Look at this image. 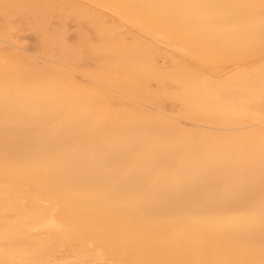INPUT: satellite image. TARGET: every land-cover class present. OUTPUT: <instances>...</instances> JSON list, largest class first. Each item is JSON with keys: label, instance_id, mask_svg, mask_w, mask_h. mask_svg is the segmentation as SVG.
Instances as JSON below:
<instances>
[{"label": "bare ground", "instance_id": "1", "mask_svg": "<svg viewBox=\"0 0 264 264\" xmlns=\"http://www.w3.org/2000/svg\"><path fill=\"white\" fill-rule=\"evenodd\" d=\"M227 2L231 0H172V5L193 6L172 8L178 19L187 22L180 19L176 25L171 19V24L172 9L157 7L163 11L160 14L156 8L155 21L160 17L161 23L150 32L143 28L150 25L146 20L132 19V26L150 33L161 51L199 59L204 44L219 54L215 65L211 61L217 71L184 81L189 94L199 99L189 102L193 115L216 125L218 132L190 133L162 110L119 105L117 97L103 89L86 91L75 72L70 79L50 75L59 64L54 55L31 53L16 43H11V52L0 46V116L6 101L21 114L7 134L0 127V216L6 219V210L19 214L11 225L14 236L8 233L16 245L8 250L0 246V261L32 260L23 241L35 231L46 234L38 260L53 259L56 264H76L88 249L105 255L109 248L116 256H131L130 264H260L261 256L254 251L260 249L259 227L249 240L246 228L228 222L245 210L243 205L231 195L219 199L199 195L209 183L239 185L255 177L258 185L261 169L264 129L237 115L245 102L258 108L264 85V67H245L249 59L264 54L258 38L259 10L226 21L221 9L194 7ZM0 3L36 12L40 5L37 0ZM79 5L101 27L106 18L115 20L105 32L108 36L130 24L132 16L118 0H80ZM36 12L31 13L37 18ZM250 25H255V37L245 32ZM196 38L203 44L193 43ZM57 39L47 42L72 50L65 39ZM133 56L140 73L161 75L144 49L134 50ZM231 64L239 65L232 77L222 70ZM258 71L261 78L247 91L244 83ZM245 91L252 97L238 100ZM149 180L158 185L155 194L139 199L137 192ZM165 232L175 233L174 238ZM87 234L96 236L98 246L83 243ZM56 240L81 244L76 262H61L59 248L50 246ZM182 247L186 255L177 258Z\"/></svg>", "mask_w": 264, "mask_h": 264}, {"label": "rangeland", "instance_id": "2", "mask_svg": "<svg viewBox=\"0 0 264 264\" xmlns=\"http://www.w3.org/2000/svg\"><path fill=\"white\" fill-rule=\"evenodd\" d=\"M37 1L40 2L39 7L37 8L38 13L34 9L21 11L18 8L17 10V7L15 6L10 8V11L8 10L10 12H8V14L10 15H5L4 10H0V46L9 49L11 52V43H16L17 46H20L31 53H36L41 56H45L47 53L49 55H54L53 60L59 64L71 61L73 67H75V75L83 85L82 87L86 88V91L103 89L108 94L117 97L116 101L119 105L122 103L130 104L135 106L138 111H145L150 107L156 110H162L163 112L172 115L175 123L190 133H198L202 131L218 132L215 130L216 125L206 124L193 115L194 110L189 102L197 101L199 99H195L189 94L184 81L189 79L192 75H198L202 72L212 73L217 71L213 66L217 63V60H219V56L216 57V55L219 54L213 53L214 51H212L211 48L209 51L212 53H210L208 48H206L207 46L203 44V41L201 42V40L197 38L193 43L197 41L196 43L199 45L203 44L202 46L205 49L200 47L201 49H199V51L202 53L198 51L199 56L203 55V58H201V56L199 59L189 58L180 56L174 52L166 50L161 51L160 47H155L153 41L150 39V33L149 35L140 33L139 30L132 26V19H142L143 21L146 20L145 22H147V25L150 24V27L144 26L143 28L149 32L150 30L152 31L156 28L155 23H161L159 20L160 17L158 18L160 22L158 20L155 21V17L157 16L156 12L159 14V10H162L163 8L160 7L162 9H158L159 7L149 6L165 5L170 2L171 4L169 5H172V0H169V2L167 0H118L120 4L126 7L128 13H130L129 16L132 17H129L131 19L130 24L119 30V33L116 36H108L105 34L107 28L116 24L115 20L106 18V21H104L105 26L101 27L96 18L89 17L87 14L83 13V9L81 5H79L80 0ZM158 1L159 4H157ZM45 4L48 5L46 6ZM32 11L36 12L37 18L34 17L35 14L31 13ZM167 11L164 10V13H168ZM172 12L175 13L176 11H173L172 9L169 13L171 16L167 14L170 16V23L171 19L176 25L178 22L180 23V21L184 23L187 22L186 19H178V17L175 16L177 12L175 14ZM163 15L164 14H162V17L166 16ZM163 19L162 21H164ZM169 21L167 19L166 23ZM60 28L64 30L60 31ZM6 30L10 33L7 41L3 39ZM58 30L60 32H58ZM180 30L181 32L184 31L182 28ZM100 33H104L105 35ZM187 34L185 35L188 37L184 34L182 36L189 39V33ZM93 36L96 37L95 41L91 40V37ZM192 36L194 37V35ZM52 38H60L57 40L65 39L72 50L63 51L61 47H59V44L50 46L47 41ZM117 39L122 41L121 44L119 43L120 40H118V42ZM189 40H193L191 36ZM122 44H124L126 50L128 49L129 51H123ZM138 49L145 50L146 54L151 57L155 68L161 75L157 76L152 74L150 75L151 77H147L146 74L144 75L140 73L136 66H134L133 56L134 50ZM263 55L258 59H249V62H245V67L263 68ZM221 57H223V55ZM47 58L49 59V57ZM205 60L210 61V63H207ZM211 61L215 62L214 65H212L213 63ZM236 64L234 66H232V64L229 66L225 65L222 70L224 73L229 72L232 77V71L239 67V65ZM258 73L259 71L255 72L254 75L256 77L244 83L246 84V90L248 86L253 85L252 83L257 82L261 78ZM112 78H114L115 81ZM251 97V93L246 92L239 94V97L237 98L238 100L243 101L250 99ZM11 217L12 218L8 220L3 219V217L0 216L1 240L5 233H11V225L18 221L19 214H11ZM165 234L167 235L166 232ZM171 234L174 235L175 233L171 232ZM171 234H168L167 236L174 238ZM10 235L14 236V233H11ZM44 237H46V234L33 231L28 237L24 238L23 246L28 253V257L32 258V260L19 261V263L34 264L35 261H38L37 253L41 252L39 250L43 247ZM82 241L87 244H89L88 242H94V244L98 246L95 235H84ZM54 242L55 241H53V243ZM56 242L54 243L55 245L52 243L53 245L51 244L50 246L52 248H59V251L61 252V255H59L61 257V262L66 260L70 261V259L73 262L77 261L79 256L78 253L80 252L79 246L81 245L79 242L58 243V240H56ZM14 244L16 245L15 242ZM113 251L115 250H111L110 248L105 250L106 254L104 256L109 261H113L115 264L131 263V256L127 257L122 254L116 256ZM254 251L260 254L258 249H254ZM15 252V250L12 251L13 254ZM186 252L187 250L185 247L179 248L178 251H176L175 256L177 258H183L185 257ZM41 259L43 260L44 258ZM128 261H130V263ZM7 262L12 264L10 261Z\"/></svg>", "mask_w": 264, "mask_h": 264}, {"label": "snow or ice", "instance_id": "3", "mask_svg": "<svg viewBox=\"0 0 264 264\" xmlns=\"http://www.w3.org/2000/svg\"><path fill=\"white\" fill-rule=\"evenodd\" d=\"M14 7V5L8 3H0V8H3L5 15H7L8 10ZM149 7H164V8H178V7H193L192 5H151ZM194 7L201 8H217L223 10L222 18L224 20H230L239 16L240 14L258 9L260 13V25L258 29V38L261 49L264 50V0H259L258 4L242 2V0H231V2L220 3V4H207V5H195ZM245 32L252 37L256 35L255 25H250ZM10 33L6 30L3 39L7 41ZM96 37H91L92 41H95ZM147 59V58H145ZM5 65L8 64V59L5 58L3 61ZM50 75L60 76L65 78H72L74 75V67L71 61L63 64L56 65L55 68L51 69ZM5 75H8V69H5ZM20 113L16 112L6 101L3 115L0 116V127L3 128L4 132L7 134L9 128L13 125L15 121L20 118ZM237 115L250 122V126H259L264 129V85L261 86V93L259 98L258 108L252 106L251 104L245 102L241 108L237 110ZM143 146V144L141 145ZM186 147V145H185ZM175 150V146H174ZM54 161L48 162L49 166L54 165ZM152 181H146L144 187L137 192V197L139 199H146L155 194V187ZM199 195L208 198H222L225 195H231L237 199V201L243 205L244 211L228 218V222L246 228L248 230L249 240L255 238V228L258 226L260 230V264H264V146H262V162L260 175L258 180V185L255 177L251 178L244 184L230 185V186H219L218 184L209 183L203 186ZM6 219L10 220L11 214L6 210ZM38 230V229H34ZM0 246L5 250L11 249L15 246L14 241L9 237L7 233L0 240ZM0 264H9L7 261H0ZM34 264H56L55 261L38 260ZM76 264H115L113 261H109L102 252H97L95 249H88L82 254V258L76 262Z\"/></svg>", "mask_w": 264, "mask_h": 264}]
</instances>
